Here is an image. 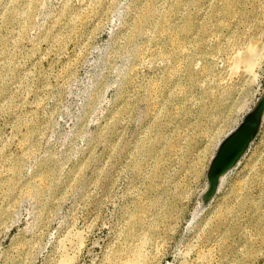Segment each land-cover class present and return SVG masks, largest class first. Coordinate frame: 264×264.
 <instances>
[{
    "label": "rangeland",
    "instance_id": "374dc122",
    "mask_svg": "<svg viewBox=\"0 0 264 264\" xmlns=\"http://www.w3.org/2000/svg\"><path fill=\"white\" fill-rule=\"evenodd\" d=\"M263 91L264 0H0V264H264Z\"/></svg>",
    "mask_w": 264,
    "mask_h": 264
},
{
    "label": "water",
    "instance_id": "95a60500",
    "mask_svg": "<svg viewBox=\"0 0 264 264\" xmlns=\"http://www.w3.org/2000/svg\"><path fill=\"white\" fill-rule=\"evenodd\" d=\"M263 114L264 91L253 108L218 144L206 172L207 188L200 196L204 205L208 204L216 194L220 178L237 165L255 140L260 130Z\"/></svg>",
    "mask_w": 264,
    "mask_h": 264
},
{
    "label": "bare ground",
    "instance_id": "6f19581e",
    "mask_svg": "<svg viewBox=\"0 0 264 264\" xmlns=\"http://www.w3.org/2000/svg\"><path fill=\"white\" fill-rule=\"evenodd\" d=\"M258 48L259 46L256 43H253L246 49L245 52L237 53L235 56V64H240L243 70L251 74L253 71V68L256 65L258 57H259ZM236 68H237V65L233 69H236ZM226 175L227 173L220 178L218 188L220 187V184L222 183ZM119 255L120 253H118L117 258L119 257ZM121 264H142L141 254L138 251H136L134 252V255L131 259H128L122 262Z\"/></svg>",
    "mask_w": 264,
    "mask_h": 264
}]
</instances>
